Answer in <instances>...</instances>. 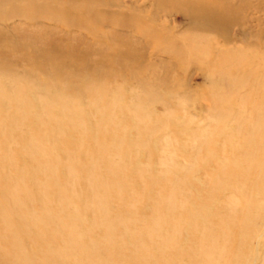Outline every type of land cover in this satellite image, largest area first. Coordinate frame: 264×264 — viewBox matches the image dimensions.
I'll list each match as a JSON object with an SVG mask.
<instances>
[{
	"label": "rangeland",
	"instance_id": "1",
	"mask_svg": "<svg viewBox=\"0 0 264 264\" xmlns=\"http://www.w3.org/2000/svg\"><path fill=\"white\" fill-rule=\"evenodd\" d=\"M0 264H264V0H0Z\"/></svg>",
	"mask_w": 264,
	"mask_h": 264
},
{
	"label": "bare ground",
	"instance_id": "2",
	"mask_svg": "<svg viewBox=\"0 0 264 264\" xmlns=\"http://www.w3.org/2000/svg\"><path fill=\"white\" fill-rule=\"evenodd\" d=\"M214 10H216V9H214ZM173 236H175V238H176V234L175 235H173ZM213 256V255H212ZM224 257V256H223Z\"/></svg>",
	"mask_w": 264,
	"mask_h": 264
}]
</instances>
